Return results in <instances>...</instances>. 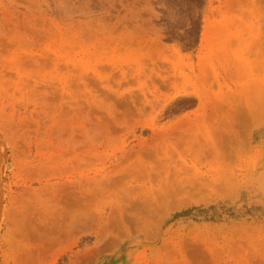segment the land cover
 <instances>
[{
  "label": "rangeland",
  "instance_id": "obj_1",
  "mask_svg": "<svg viewBox=\"0 0 264 264\" xmlns=\"http://www.w3.org/2000/svg\"><path fill=\"white\" fill-rule=\"evenodd\" d=\"M0 264H264V0H0Z\"/></svg>",
  "mask_w": 264,
  "mask_h": 264
}]
</instances>
